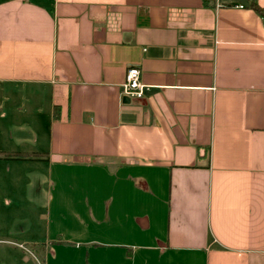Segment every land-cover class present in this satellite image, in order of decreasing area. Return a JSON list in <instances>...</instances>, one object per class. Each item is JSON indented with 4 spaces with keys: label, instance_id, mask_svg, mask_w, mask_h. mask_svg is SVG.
Segmentation results:
<instances>
[{
    "label": "crops",
    "instance_id": "0c3cea01",
    "mask_svg": "<svg viewBox=\"0 0 264 264\" xmlns=\"http://www.w3.org/2000/svg\"><path fill=\"white\" fill-rule=\"evenodd\" d=\"M132 67L138 100L122 96ZM4 111L30 121L0 131V162L33 169L5 188L33 207L47 192L73 227L46 219L40 238L20 221L0 264H264V20L250 0H0Z\"/></svg>",
    "mask_w": 264,
    "mask_h": 264
},
{
    "label": "rangeland",
    "instance_id": "374dc122",
    "mask_svg": "<svg viewBox=\"0 0 264 264\" xmlns=\"http://www.w3.org/2000/svg\"><path fill=\"white\" fill-rule=\"evenodd\" d=\"M26 110L29 111V109ZM26 112H22L20 116L16 117H12L11 115H9L8 111L0 113V115H3L4 113L7 116V119L5 121L0 119V131L10 132V130L13 129L15 122H18L19 124L29 123L30 115ZM4 142L5 141L0 138V147H4V144L6 143ZM32 171L33 169L27 167H14L13 165L5 163V161L0 162V238L2 237V239L9 237L8 234L10 233L12 227L15 230H17L18 227L20 228V221L27 220L30 223H33L35 227H37L35 228V231L38 232L37 235L33 236L40 238L42 237L40 234H44L43 230L48 223L46 219H49V221L53 222L54 224L60 225L61 228L62 226L65 227L62 228L65 232H70L73 227L71 222L72 219L67 212H63L60 216L55 209V212H48L47 203L50 197H48L47 192L45 193V195L39 193L35 194V196H30V199L32 201L33 199L36 200L37 207H33L28 203V196L24 191H22L21 193H14L12 192V187H7V189L5 188V185L9 184L5 180L8 176L15 175L14 173H27ZM53 199L56 200V195L53 196ZM43 216L45 217V220L41 221ZM59 219L60 221H58ZM12 247L13 246H11L10 248ZM8 259L11 258H7L6 261H8ZM12 264H15L14 260ZM32 264L45 263L44 260L38 258V260H35V262H33Z\"/></svg>",
    "mask_w": 264,
    "mask_h": 264
},
{
    "label": "built area",
    "instance_id": "2783aa9c",
    "mask_svg": "<svg viewBox=\"0 0 264 264\" xmlns=\"http://www.w3.org/2000/svg\"><path fill=\"white\" fill-rule=\"evenodd\" d=\"M122 86V96L130 99H142L148 89L143 84L141 78V70L136 67L129 68Z\"/></svg>",
    "mask_w": 264,
    "mask_h": 264
},
{
    "label": "trees",
    "instance_id": "16d2710c",
    "mask_svg": "<svg viewBox=\"0 0 264 264\" xmlns=\"http://www.w3.org/2000/svg\"><path fill=\"white\" fill-rule=\"evenodd\" d=\"M251 9L264 20V8L259 6L256 0H250ZM36 156H24L19 154H7L6 159L10 160H23V159H33Z\"/></svg>",
    "mask_w": 264,
    "mask_h": 264
}]
</instances>
